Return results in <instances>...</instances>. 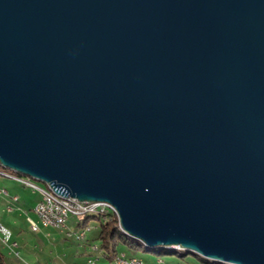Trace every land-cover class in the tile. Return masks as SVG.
<instances>
[{
    "label": "water",
    "instance_id": "1",
    "mask_svg": "<svg viewBox=\"0 0 264 264\" xmlns=\"http://www.w3.org/2000/svg\"><path fill=\"white\" fill-rule=\"evenodd\" d=\"M0 164L264 264V0H0Z\"/></svg>",
    "mask_w": 264,
    "mask_h": 264
},
{
    "label": "rangeland",
    "instance_id": "2",
    "mask_svg": "<svg viewBox=\"0 0 264 264\" xmlns=\"http://www.w3.org/2000/svg\"><path fill=\"white\" fill-rule=\"evenodd\" d=\"M3 173L14 172L13 170L0 165ZM5 171V172H4ZM7 171V172H6ZM0 172V189H6L9 194H0V199L12 206L14 213L6 212L4 221L10 226L14 238L18 241L19 247L16 249L18 255L8 254L7 249L3 246L6 258L11 264H89L88 258H94L98 264L106 263L100 256V252L94 247L98 244L96 237L100 232L101 220L90 216L87 218V225H79L78 221L83 220L84 215H71L66 227H56L53 225H44L35 213V202L40 200L42 193L33 190L32 187L23 184L19 179L5 175ZM26 176V175H25ZM42 188L49 189V184L35 179ZM19 196V201L13 200V196ZM8 208V207H7ZM29 214V215H27ZM28 216L38 221L39 230H33ZM85 230L84 238H78V234ZM132 254L140 256L149 264H157L155 253L146 252L142 249L138 251H129ZM168 263L174 261L177 263L181 258L174 255V260L169 256H164ZM191 257H193L191 255ZM186 264V262H179Z\"/></svg>",
    "mask_w": 264,
    "mask_h": 264
},
{
    "label": "trees",
    "instance_id": "3",
    "mask_svg": "<svg viewBox=\"0 0 264 264\" xmlns=\"http://www.w3.org/2000/svg\"><path fill=\"white\" fill-rule=\"evenodd\" d=\"M0 172H2L1 169ZM3 174L20 175V176L23 175L16 171L8 172V174L6 173ZM83 215H84L83 220L78 221L79 225L86 226L87 218L90 216H93L101 220L100 232L96 237V239L99 242L97 248L101 252L100 256L106 262L103 264H113L114 259L116 258L117 255H119L120 252H125L129 255L138 256L136 254L130 253L129 251H138L140 249L146 252L155 253L157 257H161V258H165L164 257L165 255L169 256L171 260H174L173 257L174 255H177L179 256V258H181L180 261H178L177 263H174V261L168 263L166 260L165 261L163 260L164 262L162 261L160 264H179V262H186V264H226L222 262H212L211 260L196 255L194 253H187L185 248H183L181 245H164L158 247H147L143 242L141 243V241H139L138 239L129 236L121 229L119 225L118 215L111 207H106L104 210L98 212L84 213ZM3 246L4 243L0 239V264H11L8 262L6 258V253L3 250ZM191 255L193 257H191ZM90 259L96 261L94 258H88V263Z\"/></svg>",
    "mask_w": 264,
    "mask_h": 264
},
{
    "label": "built area",
    "instance_id": "4",
    "mask_svg": "<svg viewBox=\"0 0 264 264\" xmlns=\"http://www.w3.org/2000/svg\"><path fill=\"white\" fill-rule=\"evenodd\" d=\"M15 179H20V181L31 182L32 189L41 191L42 196L40 200L35 204V213L37 214L40 221L46 225L54 226V220H43L39 216V207H46V210L49 213H54V219H61L63 220V227H66L69 217L71 215H80L82 212L87 211L89 209H102L103 207H111L115 208L111 203L106 201H87V200H80L77 197L71 196V203H64V200H54L51 199L45 189H42L38 183L33 181L32 179L27 178L24 175H11ZM62 191V190H61ZM64 192V191H63ZM8 194L6 189H0V194ZM12 198L17 199V196ZM9 210V208H8ZM29 222L31 223L34 230H39L38 221L28 217ZM62 228V227H60ZM85 236V231H81L78 234L79 238H83ZM12 231L7 226H5L2 222H0V239L5 244L8 245L11 251L15 252L18 255V251L16 250L19 246L18 241L12 240ZM90 264H97V261L93 259L89 260ZM113 264H148L147 262H143L141 257L135 255H129L125 252H120L119 255L116 256L114 259Z\"/></svg>",
    "mask_w": 264,
    "mask_h": 264
},
{
    "label": "bare ground",
    "instance_id": "5",
    "mask_svg": "<svg viewBox=\"0 0 264 264\" xmlns=\"http://www.w3.org/2000/svg\"><path fill=\"white\" fill-rule=\"evenodd\" d=\"M30 179V178H29ZM20 180V179H19ZM23 184L27 185V186H30L32 187V183L31 182H25V181H21ZM40 186V185H39ZM41 187V186H40ZM42 188V187H41ZM44 189V188H42ZM45 192L47 193V195L51 198V199H54V200H64V203H71V195L66 193V192H63L51 185H49V189H45ZM13 200H17L15 198H13ZM9 210H13V207L12 206H8ZM106 207H103V210L105 209ZM114 209V211L116 212V214L118 215V212L116 210V208H112ZM35 210V208H34ZM98 211H102V209H89L87 211H84L82 212V214L80 215H83L84 213H89V212H98ZM39 216L40 218H42L43 220H54V226L56 227H63V220L61 219H54V213H49L47 210H46V207H39ZM118 219H119V216H118ZM1 222V221H0ZM31 228L34 230V227H32L31 225ZM141 260L143 262H145L144 259L141 258Z\"/></svg>",
    "mask_w": 264,
    "mask_h": 264
},
{
    "label": "crops",
    "instance_id": "6",
    "mask_svg": "<svg viewBox=\"0 0 264 264\" xmlns=\"http://www.w3.org/2000/svg\"><path fill=\"white\" fill-rule=\"evenodd\" d=\"M12 177V176H11ZM8 194H9V192H8ZM15 196H17V195H15ZM14 197V196H13ZM21 199V197H19V196H17V201H19ZM4 200L3 199H0V221L5 225V226H7L9 229H11L10 228V226L4 221V214L6 213V212H9V213H14V209L13 210H8V205L9 204H7V203H5V202H3ZM38 202V201H37ZM37 202H35L34 203V205H33V208H34V206H35V204L37 203ZM27 215H29V214H27ZM28 217H30V216H28ZM30 218H32V217H30ZM33 219V218H32ZM12 231V230H11ZM12 240L13 241H17L15 238H14V234H13V232H12ZM97 245L98 244H94V247H96L97 248ZM4 247L7 249V251H8V254H11V255H14L15 254V252H13V251H11V249L9 248V246L8 245H5L4 244ZM19 247V246H18ZM17 247V248H18ZM98 249V248H97ZM100 252V251H99ZM100 254H101V252H100ZM164 259L163 258H161V257H157V259L155 260V262H157V264H160L162 261H163ZM165 261V260H164ZM163 261V262H164Z\"/></svg>",
    "mask_w": 264,
    "mask_h": 264
}]
</instances>
